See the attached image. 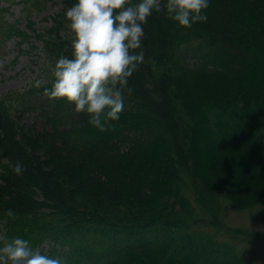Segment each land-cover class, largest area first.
Masks as SVG:
<instances>
[{"label": "trees", "instance_id": "1", "mask_svg": "<svg viewBox=\"0 0 264 264\" xmlns=\"http://www.w3.org/2000/svg\"><path fill=\"white\" fill-rule=\"evenodd\" d=\"M75 2L42 32L29 17L40 0L21 1L26 28L0 6V57L11 38L22 51L42 42L45 79L20 97L44 95L49 64L70 55L64 14ZM206 15L191 28L148 18L133 92L104 132L47 96L49 127L38 129L21 120L24 103L0 97L1 237L48 242L66 264H249L234 236L264 234L217 232L224 202L264 203V0H210Z\"/></svg>", "mask_w": 264, "mask_h": 264}, {"label": "clouds", "instance_id": "2", "mask_svg": "<svg viewBox=\"0 0 264 264\" xmlns=\"http://www.w3.org/2000/svg\"><path fill=\"white\" fill-rule=\"evenodd\" d=\"M210 0H76L64 14L71 34L70 55L49 64L50 86L44 95L64 100L74 111L88 115V123L104 132L125 109L129 78L144 62V25L153 13H165L183 28L207 20ZM64 52H69L66 47ZM42 81H34L41 87ZM25 167L17 161L16 175ZM6 215L12 216V210ZM0 264H66L34 250L23 238L0 237Z\"/></svg>", "mask_w": 264, "mask_h": 264}, {"label": "rangeland", "instance_id": "3", "mask_svg": "<svg viewBox=\"0 0 264 264\" xmlns=\"http://www.w3.org/2000/svg\"><path fill=\"white\" fill-rule=\"evenodd\" d=\"M21 1L0 0V6L6 8L2 11L1 16L9 22L17 21L21 27L26 28L28 16ZM39 7V9L34 8L29 17L37 32H42L50 24L49 17L63 10V0H40ZM33 44L35 46L32 47L28 43H23L22 51L16 46L15 38H11L1 49L0 97H8L11 101L24 103V106L18 103L20 108H24L21 120L27 124H34L36 128L40 129L49 127L42 108L50 100L46 99L45 95L37 93L23 98L18 94L34 84L35 80L43 81L45 79L47 67L42 52V42L35 40ZM219 214L224 225L217 232L221 238H230L227 227L243 228L256 234H264V203L255 204L248 208H239L224 202ZM1 236L2 233H0ZM234 239L237 240L235 243L239 250L245 254L249 264H264V242L257 240L242 241L243 239L239 235H235ZM41 248L43 254L47 255L50 245L48 242H44L35 250L40 251Z\"/></svg>", "mask_w": 264, "mask_h": 264}]
</instances>
